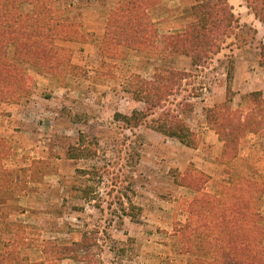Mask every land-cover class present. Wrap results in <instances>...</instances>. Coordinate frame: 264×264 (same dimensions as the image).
<instances>
[{
    "label": "rangeland",
    "instance_id": "1",
    "mask_svg": "<svg viewBox=\"0 0 264 264\" xmlns=\"http://www.w3.org/2000/svg\"><path fill=\"white\" fill-rule=\"evenodd\" d=\"M118 1L58 0L84 32L81 41L61 42L72 49L76 74L62 78L27 66L29 94L18 103L0 105V137L10 147L2 165L16 170L19 180L0 190V208L8 212L7 219L28 224L30 237L65 243L81 240L87 232L93 243L87 250L98 264H200L197 258L208 264L222 253L205 242L185 245L180 228L190 221L199 198L204 220L223 213L237 179L254 180L264 188V126L240 139L235 156L226 151L205 109L225 101L228 83L235 92V109L247 110L244 95L250 92L264 95V23L247 0H229L240 37L227 38L205 67L195 68L190 58L162 48L166 35L184 30L192 20L196 0H159L149 9L156 48L110 45L104 53L109 15ZM163 68L194 74L171 102H192L186 119L198 136L197 147L148 124L127 127L116 118L117 112L145 108L128 91L130 82L138 76L151 79ZM82 139L96 149L95 155L70 158L69 146ZM211 198L221 205L208 206ZM255 202L264 216V192ZM131 204L140 208L138 221L126 214ZM8 236L0 232V248ZM25 253L29 264H45L40 249ZM46 264L83 262L67 258Z\"/></svg>",
    "mask_w": 264,
    "mask_h": 264
},
{
    "label": "trees",
    "instance_id": "2",
    "mask_svg": "<svg viewBox=\"0 0 264 264\" xmlns=\"http://www.w3.org/2000/svg\"><path fill=\"white\" fill-rule=\"evenodd\" d=\"M247 1L264 23V0ZM158 2L119 0L109 15V26L103 41L104 53L110 45L126 44L140 50L156 48L158 41L150 31L152 25L148 20V11ZM24 4L32 5L31 10H24ZM191 9L192 20L184 30L166 35L162 49L190 58L195 68L205 67L222 50L227 38H238L239 19L229 0H196ZM66 15L58 0H0V105L18 103L29 94L31 82L27 66L34 67L39 73L62 78L76 74V65L71 60L72 49L61 42L81 41L84 32L82 25ZM262 55L264 57V46ZM193 75L182 68H163L151 79L138 76L130 82L128 91L134 100L143 102L145 108L134 109L130 114L117 112L116 118L127 127L148 124L166 136L177 138L186 146L197 147L198 136L186 119V111L193 110L192 102L185 99L176 106H172L171 102V98L184 89V82ZM228 75L230 79L232 74ZM234 93L232 84L228 83L225 101L207 107L205 115L225 141L226 151L236 156L240 139L249 133H257L264 126V95L261 90L244 95L247 101V110H244L232 107ZM95 153L96 149L85 145L83 139L78 145L71 144L68 149L70 158H84ZM9 155L10 147L0 137V190L8 187V182L11 187L19 183L16 180L17 171L2 165L3 159ZM31 169L33 172L35 166ZM84 192V196L89 198V191L85 189ZM263 192L264 188L259 182L237 179L227 192L229 199L224 204V212L212 215L210 221L204 220V214L201 215V205L197 204H201L202 199L199 198L190 209V221L180 228L181 241L185 245L205 242L217 251L216 254L222 253L208 264H264V216L257 210V202L254 206L255 198L258 199ZM206 202L214 207L220 200L211 198ZM139 209L131 204L126 214L133 221H138ZM7 217L8 212L0 208V232L10 234L2 240L0 264H29L25 251L30 248L41 250L44 255L42 263L69 258L83 264H98L87 250L93 245L87 232L81 240L65 243L30 237L28 224ZM186 250L190 251L189 246ZM197 259L203 264L202 260Z\"/></svg>",
    "mask_w": 264,
    "mask_h": 264
},
{
    "label": "crops",
    "instance_id": "3",
    "mask_svg": "<svg viewBox=\"0 0 264 264\" xmlns=\"http://www.w3.org/2000/svg\"><path fill=\"white\" fill-rule=\"evenodd\" d=\"M39 250V249H38ZM43 258L40 259V261L42 260ZM46 264V263H45Z\"/></svg>",
    "mask_w": 264,
    "mask_h": 264
}]
</instances>
